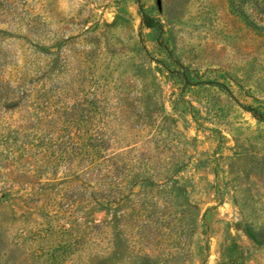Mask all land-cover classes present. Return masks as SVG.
Wrapping results in <instances>:
<instances>
[{"label": "rangeland", "instance_id": "rangeland-1", "mask_svg": "<svg viewBox=\"0 0 264 264\" xmlns=\"http://www.w3.org/2000/svg\"><path fill=\"white\" fill-rule=\"evenodd\" d=\"M141 4L0 0V264H264V0Z\"/></svg>", "mask_w": 264, "mask_h": 264}, {"label": "trees", "instance_id": "trees-1", "mask_svg": "<svg viewBox=\"0 0 264 264\" xmlns=\"http://www.w3.org/2000/svg\"><path fill=\"white\" fill-rule=\"evenodd\" d=\"M136 1L139 4V8H140V11L142 14L143 23L149 28L160 29V26L154 20H152L144 11L142 4H141V0H136ZM173 73L175 75L181 76L186 81L188 79L186 76L185 70H183L182 72L175 71ZM218 85L232 99H234L237 103H239L237 98L233 94V92L225 84H218ZM239 105L242 106V104H240V103H239ZM242 107L247 112H250L255 118L264 120V116L255 108H253L251 106H242ZM55 130H57V129H55V126L52 125L51 130L48 132V134H46L45 137L39 138V140H38L39 142L33 143L32 148L30 147L29 150H24V151L22 150V152H21L22 156H24L25 158L26 157L30 158L33 155L35 161L37 162V165H36L34 171H32V173H35V174H38L40 172L43 173V170L46 169L45 167L48 164L54 163L53 165H57V163L61 162V160L66 159L65 154H64L65 153L64 150H61L60 156H55V158H50V156L48 155L49 145L50 144L52 145L53 143H55L54 141L56 139L57 140L62 139V135L54 132ZM68 139H69V137H68ZM61 142H63V140ZM34 147L40 149L39 153L33 152ZM74 150H75L76 155H83V159H85V160L88 159L86 151H83V152L78 151V148H75ZM3 151H5V150L3 149ZM13 154H15V153L10 152L9 158H13ZM113 158H114V156H113ZM111 164H112V161L108 158H105L103 163H94V162L89 163L87 168H85V170H84V175L86 176V178H84V179H85L86 183H85V185L82 186V190L83 189L86 190L88 188V191H86L85 194L89 193L90 190L95 191L94 195L91 199L96 201V203H98V205L100 207H104V205L107 204V202L109 201L110 196H111L110 191H109V189H110L109 188V185H110L109 181L111 179V177H110L111 176V171H110ZM91 170H93V172L95 173L94 175L89 173V171H91ZM69 205L72 206V203H69Z\"/></svg>", "mask_w": 264, "mask_h": 264}]
</instances>
